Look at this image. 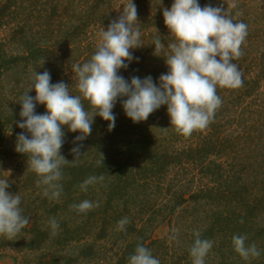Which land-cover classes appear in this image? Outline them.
I'll return each mask as SVG.
<instances>
[{
  "label": "trees",
  "instance_id": "1",
  "mask_svg": "<svg viewBox=\"0 0 264 264\" xmlns=\"http://www.w3.org/2000/svg\"><path fill=\"white\" fill-rule=\"evenodd\" d=\"M148 1L132 0L141 10L134 27L143 45L130 50L134 59L118 74L129 82L151 76L158 85L168 67L163 56L154 55V40L165 46L173 42L163 9L174 0H157L155 9L145 12L139 5ZM128 2L0 0V179L9 181L8 192L20 195L22 214L29 218L14 240L0 235V259L11 252L14 264H129L142 244L160 264H192L189 249L199 231L202 239L213 241L205 264H264V2L198 0L201 7H222L248 26L244 55L233 61L243 73V86L217 88L222 105L206 128L188 137L178 134L166 105L133 123L122 107L126 97L120 98L112 130L95 116L91 134L75 141L80 133L63 126L60 154L71 162V149L80 144L82 156L63 166L58 200L43 195L45 186L37 185L27 156L16 152L18 134L28 135L17 126L19 101L32 86L34 72L47 70L51 83L64 82L78 95L72 66L90 60L103 29L123 11L117 5ZM83 104L91 111L87 101ZM45 111L36 105V114ZM93 175L104 180L81 191L79 185ZM83 200L99 207L86 214L70 208ZM124 217L130 222L118 231ZM50 218L59 224L55 235ZM162 226L168 227L167 235L155 238ZM234 235H246V243H255L261 255L241 258L232 245Z\"/></svg>",
  "mask_w": 264,
  "mask_h": 264
},
{
  "label": "clouds",
  "instance_id": "2",
  "mask_svg": "<svg viewBox=\"0 0 264 264\" xmlns=\"http://www.w3.org/2000/svg\"><path fill=\"white\" fill-rule=\"evenodd\" d=\"M137 17V7L129 0L118 19L101 32L100 43L90 60L72 66L78 95L71 94L64 82L51 83V75L45 70L40 74L34 72L32 86L20 98L22 120L17 126L28 135L18 134L15 150L27 156L29 170L39 177L36 183L45 186L43 195L49 200H58L63 192V166L82 156L80 144L71 149L73 161L60 154L65 136L63 126L80 133L75 141H83L91 134L95 116L108 121V129L112 130L116 120L113 108L118 99L126 97L121 101L122 107L133 123L146 121L166 105L171 127L188 137L214 120L222 105L218 87L243 86V73L233 61L244 55L241 45L248 35L247 24L235 22L222 7H201L198 0H174L170 8L163 9L164 24L174 40L167 46L159 38L154 40V55L163 56L168 67L167 73L160 75L159 84L151 76H134L129 82L118 72L134 59L130 50L143 45L140 29L134 27ZM33 90L36 95L29 96ZM83 101L89 103L91 111L85 110ZM37 104L45 106L43 114H36ZM103 180V175L89 176L79 187L87 192L90 185ZM9 186L8 180L0 179V235L11 241L28 225L29 218L22 214L20 195L8 192ZM96 207L99 203L90 200L70 205L81 214ZM129 222L127 217L122 218L117 230L124 231ZM48 223L55 235L58 222L50 218ZM172 232L178 230L173 228ZM193 235L194 243L189 249L192 264H205L213 241L202 239L199 231ZM246 241V235H234V251L244 260L259 257L257 245ZM128 260L129 264H160L142 244L136 246Z\"/></svg>",
  "mask_w": 264,
  "mask_h": 264
},
{
  "label": "rangeland",
  "instance_id": "3",
  "mask_svg": "<svg viewBox=\"0 0 264 264\" xmlns=\"http://www.w3.org/2000/svg\"><path fill=\"white\" fill-rule=\"evenodd\" d=\"M260 3L261 2H264V0H258ZM137 2H139V1H137ZM136 2V3H137ZM158 1L156 0V1H154V0H151V1H148V2H144L143 4H140L139 5V3H138V5H139V7H141L142 9H143V7H144V9L143 10H145V12H149V11H153V9H155V7L156 6H154L155 5V3H157ZM123 3H119L118 5H117V7L116 8H119V7H121V6H124V5H122ZM154 4V5H153ZM165 4V3H164ZM161 6V5H160ZM261 7H263L264 8V5L263 6H261ZM138 10H140V9H138ZM137 10V11H138ZM264 10V9H263ZM141 11V10H140ZM167 233H168V227L167 226H162L161 228H159L156 232H155V238H158V239H161V238H164L166 235H167ZM8 254V257L7 258H3V259H0V264H14V261H13V259L11 258V257H9V256H11L12 254H11V252H8L7 253ZM30 261V260H29Z\"/></svg>",
  "mask_w": 264,
  "mask_h": 264
}]
</instances>
